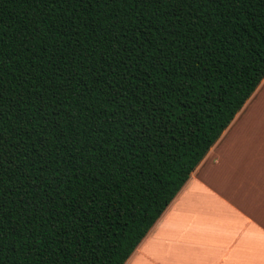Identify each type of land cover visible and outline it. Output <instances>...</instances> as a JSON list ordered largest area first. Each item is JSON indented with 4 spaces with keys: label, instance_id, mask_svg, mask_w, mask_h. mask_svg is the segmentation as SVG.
I'll return each mask as SVG.
<instances>
[{
    "label": "trees",
    "instance_id": "obj_1",
    "mask_svg": "<svg viewBox=\"0 0 264 264\" xmlns=\"http://www.w3.org/2000/svg\"><path fill=\"white\" fill-rule=\"evenodd\" d=\"M264 79V0H0V264H125Z\"/></svg>",
    "mask_w": 264,
    "mask_h": 264
},
{
    "label": "crops",
    "instance_id": "obj_2",
    "mask_svg": "<svg viewBox=\"0 0 264 264\" xmlns=\"http://www.w3.org/2000/svg\"><path fill=\"white\" fill-rule=\"evenodd\" d=\"M125 264H264V79Z\"/></svg>",
    "mask_w": 264,
    "mask_h": 264
}]
</instances>
